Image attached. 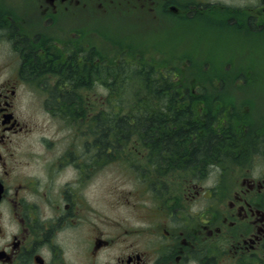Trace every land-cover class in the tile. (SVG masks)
<instances>
[{
  "label": "flooded vegetation",
  "instance_id": "flooded-vegetation-1",
  "mask_svg": "<svg viewBox=\"0 0 264 264\" xmlns=\"http://www.w3.org/2000/svg\"><path fill=\"white\" fill-rule=\"evenodd\" d=\"M126 1L0 0V264H264V170L255 172L254 158L215 165L210 181L206 171L183 178L171 192L170 180L143 183L140 165L132 201L119 190L94 202L95 178L115 165L110 147L96 148L92 135L64 148L60 137L41 135L33 147L30 115L19 111L29 94L53 115L68 103L59 89L90 91L94 80L59 84L58 72L28 70L24 50L37 48L47 65L60 56L70 72L84 62L89 70L96 16ZM157 1L131 3L152 11ZM133 168L120 165L121 176ZM159 168L170 171V159Z\"/></svg>",
  "mask_w": 264,
  "mask_h": 264
},
{
  "label": "trees",
  "instance_id": "trees-1",
  "mask_svg": "<svg viewBox=\"0 0 264 264\" xmlns=\"http://www.w3.org/2000/svg\"><path fill=\"white\" fill-rule=\"evenodd\" d=\"M189 3H193L192 0ZM240 12L233 10L223 22L238 28L243 18ZM231 19V23H227ZM246 22L250 26L253 19ZM38 54L35 47L24 50L23 55H29L24 56L23 62L28 70L58 72L59 84L65 77L72 84L77 78L82 82L92 74L96 83L100 82L108 89L111 95L108 99L114 104L109 112L100 108L90 118L88 132L96 148H111L112 160L122 155L121 150L130 140L147 147V156L153 160L151 164L158 167L141 170L145 179L162 178L167 170L159 167L167 165L169 159L170 173H176L178 177L207 173L214 164L241 163L257 153L264 158V129L261 133L258 119L239 109L235 101L227 102L220 98V92L208 88L216 80L206 78L207 75H195V83L189 84L191 76L183 75L166 59L157 62V58L150 55L149 60L143 55H135L136 61L134 55L129 57L134 59H127L126 55H105L97 49H94L95 63L89 70L84 62L70 72L63 67L59 55L55 59L59 64L47 65ZM217 80L222 84L220 76ZM193 86L198 87L193 90ZM57 96L68 101L59 104L63 111L71 117H82V104L75 103L80 102V92L63 89ZM80 125L77 122V126Z\"/></svg>",
  "mask_w": 264,
  "mask_h": 264
},
{
  "label": "rangeland",
  "instance_id": "rangeland-1",
  "mask_svg": "<svg viewBox=\"0 0 264 264\" xmlns=\"http://www.w3.org/2000/svg\"><path fill=\"white\" fill-rule=\"evenodd\" d=\"M131 1H126L120 7L112 8L113 6H111L107 9L108 12L106 11V13L96 17L94 23L95 47H101V52L105 55H126L127 59H134L129 58L134 55L136 61L138 55H143L144 59H147L148 55L156 57L157 62L166 59L183 75L191 76L188 80L189 84L195 83V75H205L206 72L200 73V68L201 66L202 70L209 68L207 64V67H204L206 59L209 64L212 62L209 73L218 75L226 72L227 77L221 88L227 90L220 92V98H224L227 102L235 101L239 109L245 112L251 110L250 114L257 117L261 130L264 129V32L250 33L242 29L239 32L230 31L228 33L226 24L225 28L220 26L218 15L210 13V11L203 12V6L197 7L198 11L196 10L197 13L195 14L193 11H189V18L179 21L175 16L159 14V8L151 11L134 7ZM176 1L182 2L181 0ZM195 2L217 4L215 9L220 12L225 6L243 8L259 3L257 0H196ZM98 32L105 34V36L98 35ZM126 39L130 41H126ZM137 40L140 41L139 44L144 43V50L137 48L139 45L134 47L138 43ZM104 50L109 53L106 54ZM172 55L176 57L186 55L190 60H185L183 57L174 59ZM227 60L229 64L223 62V70L219 69L220 61ZM202 62H204L203 65ZM186 64L188 68L192 66L191 72L184 70ZM230 65H232L233 70H231ZM239 74L245 76L243 84L239 83L240 80L237 78ZM217 83L219 82L217 81ZM253 85L256 86L254 89L256 92L252 91ZM208 87L214 88V85L211 84ZM219 88V85L215 84L214 89L217 91ZM80 93L81 96L86 97V102L90 101V104L84 109L86 120L88 114L95 113L98 108L110 110L111 102L106 99L110 98L111 95L103 89L100 82L94 83L90 91L82 90ZM29 97V105H22L19 111L22 116L30 115L32 130L30 131V138L34 143L33 147H39L41 135L60 137L56 143L58 148L73 144L76 136L72 135L70 126L61 117L44 112L43 97H37L34 93H30ZM131 144L128 143V145ZM125 152L128 151L125 150ZM139 152L143 157L146 151L141 148ZM263 162H255V172L264 170V167L260 165ZM122 163V158L116 159L111 162L115 165H110V167L102 168L99 171L92 187L94 202L106 201V197L113 195V191H126L129 197L130 192L134 195V191L139 189L138 182L127 169L125 177L121 176L123 170L120 169V165ZM176 176V173H170L169 179H174L173 182L170 181L171 189H175L179 185V178ZM129 200L132 201V198L129 197ZM143 202L148 204L145 199Z\"/></svg>",
  "mask_w": 264,
  "mask_h": 264
},
{
  "label": "bare ground",
  "instance_id": "bare-ground-1",
  "mask_svg": "<svg viewBox=\"0 0 264 264\" xmlns=\"http://www.w3.org/2000/svg\"><path fill=\"white\" fill-rule=\"evenodd\" d=\"M6 14V13H5ZM1 16V15H0ZM3 16V15H2ZM3 18V17H2ZM14 18H15V16H14ZM13 18V19H14ZM7 19V18H6ZM3 23V22H2ZM0 24H1V22H0ZM244 31V30H243ZM223 42V41H222ZM182 135V134H181ZM185 146V145H184ZM256 150V149H255ZM220 154V153H219ZM242 162V161H241ZM238 165V164H237ZM166 189V188H165ZM185 248V247H184Z\"/></svg>",
  "mask_w": 264,
  "mask_h": 264
}]
</instances>
